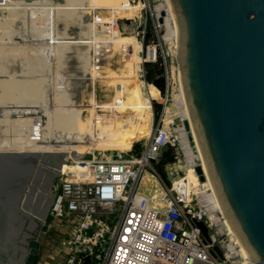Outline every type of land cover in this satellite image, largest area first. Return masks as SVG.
Wrapping results in <instances>:
<instances>
[{
  "label": "built area",
  "instance_id": "built-area-1",
  "mask_svg": "<svg viewBox=\"0 0 264 264\" xmlns=\"http://www.w3.org/2000/svg\"><path fill=\"white\" fill-rule=\"evenodd\" d=\"M162 2L126 0L122 7L111 11L109 8L84 9L81 10L80 23L77 21L74 28L73 22L70 30L65 28L70 32L61 40L68 41L69 35L76 36L77 42H65L75 48L76 56L79 51L86 50L84 56L90 72V77L86 78L89 79L93 78L91 74L98 78L103 71L100 58L116 39L124 36L133 38L137 50L130 43L118 42V53L126 58L130 52H136L139 58L136 78L142 88L150 86L145 80V65H156L160 69L163 91L160 93L155 89L158 99L149 100L151 118H154L153 102L157 101L161 109L156 126L144 145L138 146L137 155L123 158L121 153L114 155L92 150L75 159L68 157L63 160L52 186L54 197L49 211L48 231L53 229L56 238L51 239L50 244L40 246L37 264L45 258L53 260L50 254L59 257L60 252L55 245L57 239L68 252L65 261L58 260L57 264H82L85 258H91L92 264H239L233 256H228L223 243L224 230L219 232L205 215L196 195L188 190L183 199L175 187L176 181L168 186L151 167V164L159 163L162 149L175 150L178 145L182 151L176 129L183 127L188 133L177 115H173L172 122H166L171 118L166 114L167 107L179 91L180 82L177 66L172 62L175 60L176 37L172 32L171 36L165 37L164 18L170 19L166 3L163 2L164 7L156 10ZM129 9L133 11L131 16H117ZM90 11L91 15L85 14ZM79 26L83 29L81 33ZM63 27L64 24L60 28ZM39 72L35 70L29 74L34 86L38 81L36 87L40 84L39 79L36 80L41 78ZM74 77L69 78L67 86L61 84L59 87L61 91L71 92L72 97L75 95ZM89 81L87 87L93 91V82ZM113 98L114 94L108 98L107 104L102 102L95 106L121 105L122 99L115 101ZM56 104H60L57 99L53 106ZM181 154L183 156V151ZM179 161L175 152L173 161L163 166V172L176 175L172 167ZM146 168L152 173L144 177ZM199 222L206 231L207 240L197 225Z\"/></svg>",
  "mask_w": 264,
  "mask_h": 264
},
{
  "label": "water",
  "instance_id": "water-1",
  "mask_svg": "<svg viewBox=\"0 0 264 264\" xmlns=\"http://www.w3.org/2000/svg\"><path fill=\"white\" fill-rule=\"evenodd\" d=\"M168 4L182 94L210 181L249 264H264V0ZM63 160L0 153V264H37ZM194 171L205 180L200 165Z\"/></svg>",
  "mask_w": 264,
  "mask_h": 264
},
{
  "label": "bare ground",
  "instance_id": "bare-ground-1",
  "mask_svg": "<svg viewBox=\"0 0 264 264\" xmlns=\"http://www.w3.org/2000/svg\"><path fill=\"white\" fill-rule=\"evenodd\" d=\"M13 1L16 2V0H12V2ZM18 1H20V4L21 3L25 4V6L27 7L28 10L31 7V6H29L30 3H29L28 0H18ZM2 2H4V1H2ZM40 2L43 3L44 5H46L47 10L49 8V11L51 13L50 16H52V18H51L52 21L56 20L55 17H57V16H55V15H58V18H60V22H58V25H60L61 22H63L62 26L64 24V27L60 28L58 26L56 27L55 21L54 22L51 21L53 23V27L54 26L56 27V30L52 27V23H51V27L52 28L51 27L50 28L52 29V31L50 32V35L46 34L47 36L44 37V38L52 39V40H54V38H56L58 40H60L61 38L63 39V35H65V34L67 35L70 32V31L68 32L65 28H68V30H70L71 26L73 27V22L75 23V21H76L77 11H78V9L81 6L80 0H40ZM119 2H120V7H122L121 4L122 3L125 4L126 0H120ZM163 2L166 3V7L168 9V12H169V15H170V19L172 18L171 20L173 22V27H172L169 17H165L164 22H165V28H166V31H167L166 34H165V37L168 38L169 36H171V32H172V34L176 37V40H177V31H176L175 20H174L173 14L170 11L168 0H163ZM163 2L160 3V5L156 6V10L160 9L161 7H164ZM0 11H2V10H0ZM5 11H6V9H5ZM121 11H124V10H121ZM8 12H10V11H8ZM23 12H24V10H23ZM12 13H13V11H12ZM1 14L4 15L3 13H1ZM132 14H133L132 9H129V11H124V13H120V17H127V16H131ZM18 15H19V13L16 15V18H17ZM11 16H10V18H11ZM16 18H14V19L17 20ZM12 19H9V20H12ZM3 20H5V19H3ZM7 24L8 23L6 21V24H5L6 25V29H7ZM0 25H1V23H0ZM13 25H15V24H12V26ZM8 26H9V24H8ZM0 27H2V26H0ZM9 28H11V27H9ZM4 29H5V27H4ZM1 30H3V29H1ZM12 31H13V29L11 30V32ZM45 31H46V28H45ZM4 32L5 31H3V33ZM42 33H44V30H43ZM5 35H6V33H5ZM44 36H45V34H44ZM125 37L126 36L120 37L119 41L120 42L124 41ZM40 38H42L41 35H40ZM13 40H14V38H13ZM40 40H42V39H40ZM44 40L45 39H43V41ZM130 41H131L130 44H134L135 50H137L138 47H137V44L135 43L134 39L130 38ZM44 42H46V41H44ZM8 46H10V44ZM1 47L3 48V46H1ZM18 47H19V51H20V47L21 46H18ZM12 48H10V49H12ZM28 49H27L26 54L28 52L30 53V51H31V49L29 51H28ZM32 49H34V48L32 47ZM58 49H60V48H58ZM2 50H6V48H3ZM9 50L7 48V51H9ZM15 50H16V46H15ZM17 50H18V48H17ZM44 50H46V49H44ZM44 50H42V49L41 50H37V52L38 51H44ZM51 50H53V49H51ZM25 51L26 50H24V52ZM41 53H43V52H41ZM3 54H5V53H3ZM21 54L19 53V55H21ZM65 54L66 55L71 54L70 56L73 58V60L71 62L66 61L65 63H73V65H69L67 67H68V72L71 73L72 76H75L72 79V82H74V86H75V92H74L75 95H74V97H72L68 101V98H66V96H64V95L61 98L54 96L55 100L56 99L59 100L60 104H56L55 106L51 105L50 107L48 106L49 109L51 110V112L47 113L48 114L47 116L45 114H43L42 112H40V110L38 112H36V113L28 112L31 109H29L28 111H25L24 108H22V107L25 104L29 105L32 102L31 101L29 103V99L31 100L32 96L31 97L28 96V97H30L28 99V103H26V101H25L26 99L24 100V98H23V101L25 102V104H23V106L21 107L22 110H21V108H17L18 110L12 108V109H14L13 112L16 115L14 116V114H13V117H14L13 120H12V118H13L12 116H11L12 118H9L13 122V124L18 125V126H15V127H21V126H23V127L19 128V130H17L14 135L12 134V138L7 139V140L0 139V153H40V154L48 153V154L61 155L64 159L68 158V157H70L72 159H75L74 158V154L70 153L72 146L77 142V139H78L77 131L75 130V126H76V123L82 122L83 119L85 118V117L83 118L82 113L84 112V109L86 107L88 98L85 97V95L87 93L84 92V88L86 86V81H85V79L82 76L83 71L80 68V64L76 61V50L74 49V50L71 51L69 49L68 51H65ZM5 55H7V54H5ZM9 56L7 55V57H4V56L3 57L4 58H8ZM31 56L29 55L30 58H31ZM48 56H51V53L49 55H47V57ZM3 57L1 59H3ZM11 57H13V56H11ZM65 57L63 56V58H65ZM26 58H28V57H26ZM43 58H45V57H43ZM67 58H69V56ZM32 59H33V57H32ZM7 60H9V59H7ZM7 60L6 61L3 60V62H7ZM27 60H29V59H27ZM138 60L139 59H138V56H137L136 52H133V53L130 52V54L127 55L126 58H124V56H121L114 63V65H112L110 67V69H112L111 71L113 72L110 77L111 78L113 77L114 78V82H116L115 84H112V85L115 88H117V92H114V93H111V94L115 95V101H117V100H120L121 98H118L116 94L123 93V92L124 93L125 92H130L131 94H133V95H135L137 97H141V96L144 97L145 98V103L148 106H108L109 108L106 107L107 112H113V111L116 112L120 108H122L124 110L122 111V113L120 114L119 117H110L106 122L103 123V127H100V130L98 131L97 137H96V141L99 144H101L99 149L118 151L120 153H124L126 151H129L130 148L133 146V144L135 142L141 140L140 138L138 139L137 136L140 133H142L141 131L146 128L145 126L149 125V127H150V125H151V114H150L151 112H150L149 100H150V98H156V94L150 88V86L149 87L148 86H144V88H142L140 86L141 84L138 82V80L136 78ZM40 61H42V60L40 59ZM3 62H1V64ZM38 62H39V60H38ZM38 62H37V66L35 65L33 67V70L37 69L36 67L39 68V66L41 64H42L43 69H44L43 62H41V64H40V62L39 63ZM44 62H46V61H44ZM10 64H11V62H10ZM42 66H40V67H42ZM0 67H1V65H0ZM7 68H8V65H7ZM13 68L15 69V67H13ZM30 68H32V67H30ZM28 70H29V68H28ZM41 70H39V71H41ZM6 71H8V70L6 69ZM32 71H30V72H32ZM13 73H15V72H13ZM9 74L10 73H8V76H9ZM6 75L4 77V74H3V76H0V77L1 78L2 77L6 78ZM10 75L12 76V74H10ZM16 75H18V74H16ZM11 76H9V77H11ZM40 76H43V75H40ZM50 78H52V77L50 76ZM16 79H17V77H16ZM38 79H36V80H38ZM43 79H44V77H43ZM21 82H20V85H22ZM179 82H180V80H179ZM1 83L2 84H7L5 82L3 83V79L1 80ZM13 83H14V81H13ZM13 83H11V84L9 83L10 87L14 86ZM37 83H38V81L35 83V86L37 85ZM23 84H24V82H23ZM20 85L18 87H20ZM2 86L3 85H0V88H1L0 89V93L3 90L5 91V88H2ZM3 87H5V86H3ZM15 88H17V86ZM24 88H25V86H24ZM12 89H13L12 91H14V88H12ZM18 89H20V88H18ZM18 89H17V91H14V95L18 94V91L20 93V91L22 90V89L21 90H18ZM47 89H48V86H47ZM45 90L46 89H44L42 91L45 92ZM6 91L9 92L10 90L7 89ZM37 91L35 89V92H37ZM7 92H4V94L7 93ZM21 92H23V93L26 92L27 93V92H29V90L28 91L24 90V91H21ZM12 93H10V95ZM23 93H21V94L23 95ZM30 93L33 94L31 91H30ZM145 93H147V94H145ZM8 94L6 96L7 98L9 96ZM27 95H28V93H27ZM35 95H36V93H35ZM38 95H42V93L41 94H37V96ZM3 96H5V95L2 94V96H0V97L2 98ZM16 97H17V95H16ZM16 97H14L15 99L13 98L12 100L16 101ZM43 97L40 96V99L42 100V102H43V99L46 96L44 98ZM49 97H51V95H49ZM3 98H5V97H3ZM10 98H8V99H10ZM8 99H5V101H7ZM1 100H3V99H1ZM32 100H33V98H32ZM37 100L35 98V101H37ZM18 101H20V100H18ZM39 101L40 100H38V102ZM48 101H50V99ZM171 101L174 104L176 109L168 111V113H166V114H169L171 116V118L166 120V122H168V123L172 122L174 120L173 119L174 118L173 115H177V117H179L178 119L181 120L182 122L188 121V124L190 125L189 126L190 129L188 130V133L190 134V136L192 138L191 141L189 139H187V137H188L187 134L188 133H186L184 131L183 127H180L178 129H176V132L178 134V138H179V141H180V145L182 147L185 163L187 164V169H185V174H184V177L182 178V182L185 183V186H182L180 188V191L185 196L187 191L191 190L196 196H198L199 203L202 205L201 207L204 208V209H202V211L205 213V215L207 217H209L211 219V221L217 226L216 228L219 230V232L224 230L223 243H224V245L226 247V250L228 252V256H230V257L233 256L232 258L235 261L239 262V264H241L243 261H249L250 256H249L248 252H246V250H245V248H244V246L242 244V241L240 240V238H238L237 234L235 233L234 228H233V226H232V224H231V222L229 220V217H228L226 211L224 210L223 206L221 205V203L219 201V197L217 195V192H216L212 182L210 181L208 169H207V167H206V165L204 163V160H203V157H202V154H201V151H200V148H199L196 136H195V132H194V129H193V126H192V123H191V120H190L186 105H185V101H184L183 94H182V89H181V82H180L179 91H177V93L174 95V97H172ZM9 102H8V105H9ZM38 102H37V104H38ZM0 103H1V101H0ZM19 103H21V102H19ZM3 104H4V101L2 102V105ZM10 104L12 105V102H10ZM17 104H18V102H17ZM45 104L47 105V103H45ZM6 105H4V106H6ZM43 105H44V103H43ZM39 106H42V105H39ZM96 107H98V106H90V109H91V111L94 112V114H97L96 113V111H97ZM5 109H7V108H5ZM1 112H2V109H1ZM5 113L3 114V116L5 115ZM88 117L93 118L91 113L88 114ZM22 128L25 129V134L26 135H24V136L22 135L23 137L20 138L18 136V132L20 130L22 131ZM9 132H10V129H9ZM14 132H15V130H14ZM150 132H151V130L149 131L148 136L150 135ZM20 135H21V133H20ZM130 145H132V146L130 147ZM192 145H194V146L192 147ZM196 164H198V165H200L202 167L203 173L205 175L204 182H199L197 176L195 175V172H194L193 168L196 166ZM144 177H145V175H144ZM179 182L180 181H176V183H175L176 184L175 185L176 188H177V185L179 184Z\"/></svg>",
  "mask_w": 264,
  "mask_h": 264
},
{
  "label": "rangeland",
  "instance_id": "rangeland-1",
  "mask_svg": "<svg viewBox=\"0 0 264 264\" xmlns=\"http://www.w3.org/2000/svg\"><path fill=\"white\" fill-rule=\"evenodd\" d=\"M4 1V2H2ZM30 5L31 6L29 8V10L27 9V7L25 6V4L21 3L20 4V1L16 0L12 2V0H0V18L2 19H7V29H6V21L5 20H1L0 19V23L2 27H0V76H3L4 74V77L6 75V78L4 77H0V79L2 80L3 79V83H7V84H2L1 83V80H0V85H3L5 87L2 86V88H5V91H1V95H5L3 97L5 98H1L0 97V139H10L12 138V134L14 135L16 133L17 130H19V128L23 127H15V126H18V125H15L13 124V122L9 119V118H12L13 117V110L14 109H17V108H21L23 106V104H25V102L23 101V98L24 100L26 101V103H28V99L32 96L31 100L29 99V105L25 104L22 108H24L25 111H28V112H32V113H36L40 110V112H42L43 114H45L46 116L48 115L47 113L51 112V110L49 109V107L52 105H54L55 103V97H62L63 95L66 96V98H71L72 97V94L71 92H67V91H61L59 90V87L61 86V84L63 86H67L70 82L69 78L72 76L71 73L68 72V67L69 65H73V63H65L66 61L68 62H71L73 60V58L70 56L71 54H68L66 55L65 54V51H68L69 49L72 51L74 50L75 48L73 46H70L69 47V44L65 43V42H70V43H75L77 42V39H76V36H70L69 35V38L70 40L68 41H63V40H59L57 42V40H52V39H47V38H44L46 37L47 35L46 34H49L50 35V32L52 31V27H53V23L55 21L56 23V27L60 26L62 27V25H58V22H60V18H58V15H55L57 17L56 20H51L52 16L50 11H49V8L47 10V7L46 5H44L43 3L40 2V0H28ZM120 0H80V4L83 3L80 8L78 9L77 11V18H76V21L74 23V28L76 27V25L78 24L77 21H79L80 23V14L82 13L81 10H84V9H95V8H100L101 10L103 8H109L108 10L111 11L113 8H120ZM156 1L158 0H153V2L155 3ZM8 2V3H7ZM2 3V4H1ZM48 5V4H47ZM6 9V11H5ZM8 9V10H7ZM24 10V12H23ZM10 11V12H8ZM13 11V13H12ZM121 11V10H120ZM8 12V13H7ZM1 13H3L4 15H2ZM10 13V14H9ZM19 13V15L17 16L16 18V15ZM86 15L89 14L91 15V11L90 13H85ZM9 17H7V16ZM12 15V16H11ZM11 16V18H10ZM118 17H120V13L117 14ZM13 18V19H12ZM14 18H16L17 20H15ZM9 19H12V20H9ZM165 19V18H164ZM10 23H9V22ZM14 21V22H13ZM26 21V22H25ZM52 21V22H51ZM16 22V23H15ZM25 22V23H24ZM91 22V21H89ZM5 23V24H4ZM51 23H52V27H51ZM63 23V22H61ZM82 24H85L84 22L81 21ZM12 24H15L12 26ZM5 25V26H4ZM81 25V24H80ZM5 27V29H4ZM11 27V28H9ZM13 27V28H12ZM51 27V28H50ZM56 27L54 26L53 28L56 30ZM44 28V29H43ZM45 28H46V31H45ZM3 29V30H1ZM13 29V31L11 32V30ZM44 30V33H42ZM83 29L79 26V29L78 31L81 33ZM3 31H5L3 33ZM16 32V33H15ZM55 32V31H54ZM161 32H163V29H161ZM3 33V34H2ZM6 33V35H5ZM45 34V36H44ZM40 35L42 38H40ZM5 36V37H4ZM18 36V37H17ZM17 37V38H16ZM14 38V40H13ZM35 38V39H34ZM130 38L129 36H126L124 39V41H122L123 43H130ZM29 39V40H28ZM31 39V40H30ZM39 39V40H38ZM42 39V40H40ZM43 39H45L44 42ZM6 41V42H5ZM11 41V42H10ZM55 41V42H54ZM10 42V43H9ZM30 44H29V43ZM40 42V43H39ZM49 42V43H48ZM120 42L119 41V38L116 39L115 43L113 44V46L111 48H108L105 50L104 54L102 55V58H100V62L102 63V72L100 73V75L98 76V78L94 77L95 75L94 74H91V76L93 78H88L89 80H91L93 83H94V89H93V97L92 99L88 102V104L86 105L85 109H84V112L82 113V116H83V121L82 122H78L76 123V126H75V130L77 131V136H78V139H77V142L72 146L71 148V151L70 153H73L74 154V158H76L77 156H82L83 154H85L86 152L88 151H92L94 150L95 152H105V154H114V155H120V152L118 151H112V150H105V149H99V147L101 146V144H99L97 141H96V137H97V133L98 131L100 130V127H103V123L106 122L110 117H119L120 114L122 113V111L124 109L120 108L118 111L116 112H107V108H109L107 105H102V106H98L96 107L97 108V111L96 113L97 114H94L93 111H91L90 109V106H95L96 104H102V102H105L106 104L108 103V98L109 97H112L113 94H111L114 90V92H117V88H115L112 84H115L116 82H114V78L110 77L112 75V69H110V67L112 65H114V63L122 56V53H118V49H117V46L116 44ZM58 43V44H57ZM5 44V45H4ZM10 44V46H8ZM20 44V45H19ZM13 45V46H12ZM71 45H74V44H71ZM132 46L134 44H131ZM3 46V48H6V50H2L3 48L1 47ZM8 46V47H7ZM15 46H16V50L18 48V50L16 51L15 50ZM18 46H21L20 47V51H19V47ZM45 46V47H44ZM51 46V47H50ZM14 49H13V48ZM32 47L34 49H32ZM138 47V46H137ZM7 48L8 50L10 48L9 51H7ZM23 48V49H22ZM29 48V49H28ZM36 48V49H35ZM44 50V51H38L37 50ZM60 48V49H58ZM27 49L28 51L31 49L30 53L27 52ZM49 49V50H48ZM53 49V50H51ZM57 49V50H56ZM13 50V51H12ZM24 50H26L24 52ZM34 50V51H33ZM36 50V51H35ZM48 50V51H47ZM51 50V51H50ZM7 53H6V52ZM33 51V52H32ZM50 51V52H49ZM86 51V50H85ZM84 52L82 51H79L76 56V61L80 64V68L82 69L83 71V74L82 76L84 75L85 77H90V72H88V68L86 66V57L84 56ZM14 52V53H13ZM17 52V53H16ZM43 52V53H41ZM48 52V53H47ZM57 52V53H56ZM2 53V54H1ZM7 54L9 57L8 58H4V57H7ZM19 53L21 55H19ZM51 53V56H48ZM17 54V55H16ZM4 57H3V56ZM29 55L31 56V58L29 57ZM35 57H34V56ZM44 55V56H43ZM13 56V57H11ZM17 56V57H16ZM63 56L65 58H63ZM69 56V58H67ZM3 57V59H1ZM16 57V58H15ZM22 57V58H21ZM28 57V58H26ZM33 57V59H32ZM45 57V58H42ZM11 58V59H10ZM19 58V59H18ZM7 59V62H3L6 61ZM14 59V60H13ZM29 59V60H27ZM40 59L42 61H40ZM139 59V58H138ZM12 60V61H11ZM43 62V65H44V69H43V66L42 64L38 67H36L37 69L35 70H41L39 72V75H43V76H40L41 78H39V87L36 88V86L34 87V84L32 83L31 81V76H29V74H33V72L35 70H33V67L36 65L37 66V62ZM52 60V61H51ZM46 61V62H44ZM1 62H3L1 64ZM11 62V64H10ZM15 62V63H14ZM38 62V63H39ZM173 62V65L177 66L176 64V59L175 60H172ZM15 66H14V65ZM3 65V66H2ZM6 65V66H5ZM7 65H8V68H7ZM15 67V69L12 67ZM47 65V66H46ZM11 66V67H10ZM32 67V68H30ZM49 67V68H48ZM13 68V69H12ZM29 68V70H28ZM41 68V69H40ZM6 69L9 71H6ZM46 69V70H45ZM48 69V70H47ZM5 72H3V71ZM14 70V71H13ZM33 70V71H32ZM32 71V72H30ZM15 72V73H13ZM43 72V73H42ZM49 72V73H48ZM66 72V73H65ZM3 73V74H2ZM8 73L12 74V76L9 74V77L8 76ZM26 73V74H25ZM38 73V71H37ZM45 73V74H44ZM65 73V75L63 76V74ZM15 76H14V75ZM18 74V75H16ZM51 74V75H50ZM45 75V76H44ZM8 76V77H7ZM50 76L52 78H50ZM61 76H63L64 78L62 79ZM17 77V79H16ZM21 77V78H20ZM44 77V79H43ZM15 78V79H14ZM23 78V79H22ZM24 78H27V80H25ZM33 78V77H32ZM20 79V80H19ZM38 79V78H36ZM47 79V80H46ZM43 80V81H42ZM49 80V81H48ZM14 81V83H13ZM22 81V82H21ZM48 81V82H47ZM20 82L22 85H20ZM24 82V84H23ZM45 84H44V83ZM13 83V87L14 88V91H17L18 90H21V91H28V95L27 93H23L20 91H18V94L17 97L16 95H14V91H12L13 89L10 87V84ZM43 83V84H42ZM28 84V85H27ZM7 85V86H6ZM20 85V87H18ZM17 86V88H15ZM25 86V88H24ZM47 86H48V89H47ZM8 87V88H7ZM10 87V88H9ZM29 87V88H28ZM54 87V88H53ZM9 89L10 91L7 92L6 90ZM24 88V89H23ZM32 88V89H31ZM150 88L155 92L156 94V98H150V99H158V93L155 89H153L151 86ZM1 89V88H0ZM28 89V90H27ZM35 89L36 91L38 92H35ZM46 89L45 92L42 91V90ZM52 89V90H51ZM41 90V91H40ZM30 91L33 93L31 94ZM48 91V92H47ZM3 92V93H2ZM4 92H7L4 94ZM13 92V93H12ZM9 93V94H8ZM10 93H12L10 95ZM16 93V92H15ZM23 93V95L21 94ZM36 93V95H35ZM42 95H38L37 94H41ZM52 93V94H51ZM7 94L9 95L8 99L6 96ZM54 94V95H53ZM100 94H102L100 96V98H97ZM104 94V95H103ZM174 94V93H173ZM172 94V95H173ZM34 95V96H33ZM46 97H45V96ZM49 95H51V97H49ZM118 98H121L122 99V103L121 105L119 106H148L146 103H145V98L144 97H137L133 94H131L130 92H123V93H118L116 94ZM171 95V96H172ZM30 96V97H28ZM40 96L43 97V102L42 100L40 99ZM55 96V97H54ZM97 96V97H96ZM121 96V97H120ZM148 96V95H147ZM170 96V97H171ZM14 97H16V101L15 100H12ZM21 97V98H20ZM49 97V98H48ZM20 98V99H19ZM35 98L36 100H40L38 102L35 101ZM47 98V99H46ZM54 98V99H53ZM3 99V100H1ZM5 99H8L7 101H5ZM15 99V98H14ZM50 99V101H48ZM115 100V98H113ZM12 100V101H11ZM20 100V101H18ZM54 100V101H53ZM100 100V101H99ZM112 100V98L110 99ZM172 100V98H171ZM4 101V104L2 105V102ZM12 102V105L10 104V102ZM15 101V102H14ZM48 101V102H47ZM8 102H9V105H8ZM14 102V103H13ZM18 102V104H17ZM21 102V103H19ZM35 102V103H34ZM38 102V104H37ZM157 102V101H156ZM7 105H6V104ZM41 103V104H40ZM44 103V105H43ZM47 103V105L45 104ZM50 103V104H49ZM53 103V104H52ZM14 104V105H13ZM6 105V106H4ZM11 105V106H10ZM21 105V106H20ZM34 107H33V106ZM39 105H42V106H39ZM13 106V107H12ZM17 106V107H16ZM28 106V107H27ZM39 106V107H38ZM49 106V107H48ZM48 107V108H47ZM7 108V109H5ZM14 108V109H12ZM21 108V110H22ZM1 109H2V112H1ZM9 109V110H8ZM175 106L174 104L170 103V105L167 107V112L168 111H171V110H175ZM18 110V109H17ZM37 110V111H36ZM48 110V111H47ZM50 110V111H49ZM11 111V112H10ZM35 111V112H34ZM6 112V113H5ZM13 112V113H12ZM150 112H151V106H150ZM5 113V115L3 116V114ZM17 113V112H16ZM91 113L93 118H90L88 117V114ZM8 114V115H7ZM151 114V113H150ZM2 115V116H1ZM10 115V116H9ZM16 114H14L15 116ZM77 115V114H76ZM6 116V117H5ZM8 116V117H7ZM12 116V117H11ZM3 117V118H2ZM6 118V119H5ZM14 119V117L12 118V120ZM6 120V121H5ZM8 121V122H7ZM152 121H153V125H152ZM7 122V123H6ZM156 121H154V118L152 119L151 118V125L149 127V125L145 126L146 128L143 129L138 136L137 138L141 139L137 142H135L133 144V146L136 144L137 146H142L144 145L147 137H148V133L150 130H153V128L156 126ZM5 124V125H4ZM2 125V126H1ZM10 125V126H9ZM49 128V127H48ZM9 129H10V132H9ZM5 130V131H4ZM12 130V131H11ZM15 130V132H14ZM24 130V131H23ZM4 131V132H3ZM23 131V132H22ZM22 131L20 130L18 132V136L21 138L23 137L25 134V129L22 128ZM146 132V133H145ZM21 133V135H20ZM24 133V134H23ZM9 136H8V135ZM23 135V136H22ZM8 136V137H7ZM194 145H192L193 147ZM131 152L133 150V148L131 147L130 148ZM167 149H162L161 150V153H160V156L162 154L163 151H165ZM172 151V154L174 156L175 152L178 153V156H179V162H175V165L172 167V170H175L176 171V175L173 173V175H170L168 174L167 172H164V177H161L162 180L165 182V184H167L168 186L173 182V181H180L179 184L177 185V187L181 188L182 186H185V183L182 182V178L184 177V174H185V169H187V164L185 163V161H183V156L181 154V150L180 148L178 147V145H176V148L175 150L171 149ZM131 152H128L127 153H121V156L124 158V157H127L129 156L130 154H132ZM175 161V160H174ZM198 163V162H197ZM199 164V163H198ZM197 164V165H198ZM151 167L155 169V166L153 164H151ZM194 169V168H193ZM146 173L144 174L145 176L147 174H151L152 171L149 169V168H146ZM173 171V172H175ZM195 172V171H194ZM198 178V177H197ZM199 182H201L199 179H198ZM204 182V181H202ZM149 185V184H148ZM147 185V186H148ZM151 185L153 186V184L151 183ZM149 187V186H148ZM194 194V193H193ZM197 199L198 196H196ZM56 235V232L52 229L51 231H48L46 233V235L43 237L42 239V244L43 245L44 243L46 244H50L51 242V239L53 238H56L55 237ZM55 245L58 246V250H59V257H54L53 255L50 254V256L53 257V260H49L47 258L43 259L42 262L40 264H45V263H48V264H57L58 260L59 261H62V263L65 261V258L66 256L68 255V252L67 250L62 246V244L59 242V240H55ZM50 261V263H49Z\"/></svg>",
  "mask_w": 264,
  "mask_h": 264
},
{
  "label": "trees",
  "instance_id": "trees-1",
  "mask_svg": "<svg viewBox=\"0 0 264 264\" xmlns=\"http://www.w3.org/2000/svg\"><path fill=\"white\" fill-rule=\"evenodd\" d=\"M145 71H146L145 80L147 84L150 85L152 88L157 89L160 93H162L163 79L160 77V74H161L160 69H158L156 65L146 64ZM152 109L154 113V121H157L161 106L158 103L153 102ZM131 146L132 145H130V147ZM131 153L136 154V155L139 153V148L137 145L133 147V150ZM172 161H173V154H172L171 149H167L163 151L161 154L159 163L155 165V169L161 177H164L163 166L165 164L171 163ZM82 264H92V259L85 258Z\"/></svg>",
  "mask_w": 264,
  "mask_h": 264
},
{
  "label": "flooded vegetation",
  "instance_id": "flooded-vegetation-1",
  "mask_svg": "<svg viewBox=\"0 0 264 264\" xmlns=\"http://www.w3.org/2000/svg\"><path fill=\"white\" fill-rule=\"evenodd\" d=\"M83 78L85 79V81H86V86H85V88H84V92H86L87 94L85 95V97H87L88 98V101H87V104H88V102L92 99V97H93V91L90 89L89 90V87H87V85H90V81H89V79L88 78H86L84 75H83ZM92 82V81H91ZM93 89H94V83H93ZM87 90H89L88 92H87ZM86 104V105H87ZM54 180H55V178L52 180V183H51V190H52V186H53V183H54ZM49 211H50V207H49V209H48V214H49ZM33 236H35V235H33ZM42 244V243H41ZM41 246V245H40Z\"/></svg>",
  "mask_w": 264,
  "mask_h": 264
},
{
  "label": "crops",
  "instance_id": "crops-1",
  "mask_svg": "<svg viewBox=\"0 0 264 264\" xmlns=\"http://www.w3.org/2000/svg\"><path fill=\"white\" fill-rule=\"evenodd\" d=\"M44 246L46 247L47 245L45 244Z\"/></svg>",
  "mask_w": 264,
  "mask_h": 264
}]
</instances>
